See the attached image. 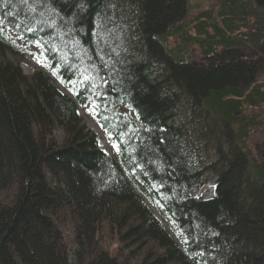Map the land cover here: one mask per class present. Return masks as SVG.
Returning <instances> with one entry per match:
<instances>
[{
	"label": "trees",
	"instance_id": "trees-1",
	"mask_svg": "<svg viewBox=\"0 0 264 264\" xmlns=\"http://www.w3.org/2000/svg\"><path fill=\"white\" fill-rule=\"evenodd\" d=\"M193 2L0 0V264H264V0Z\"/></svg>",
	"mask_w": 264,
	"mask_h": 264
},
{
	"label": "rangeland",
	"instance_id": "rangeland-1",
	"mask_svg": "<svg viewBox=\"0 0 264 264\" xmlns=\"http://www.w3.org/2000/svg\"><path fill=\"white\" fill-rule=\"evenodd\" d=\"M202 0H194L193 2V14H197L199 11L202 10H206L209 7L207 6H203L201 8V5H207V4H201ZM25 3V2H23ZM211 5V4H208ZM191 6V7H192ZM200 6V7H199ZM190 7V8H191ZM111 35L114 37V34L111 33ZM108 39V37H107ZM20 49L24 52H26V57L23 59H19V61H16L15 59H13L11 57V59H13L15 62H17V64H19L22 72L26 75V76H32L34 75L37 71L39 70H43L45 69V62L41 56V53L32 47H26L25 44H19ZM126 48L124 42H120L119 44H115L111 46V52L113 54H117L119 53L120 49ZM145 57L142 56H136V60L140 61V60H144ZM63 92H67L65 91L63 88L61 89ZM180 114H181V121L187 124V127L189 130L194 131V128H196L197 123H205V121H203V111L202 109H199V111L197 112V114L193 113L191 110V106H189L188 104H182L180 106ZM79 115L81 116V118L84 121V124L86 125V128L91 131L92 134L95 135L96 137V142L98 145V148L101 149L103 152H106L108 155L110 156H114V147L113 145L110 144L109 140L107 139L106 135L101 131L100 127L98 126V124L94 121L92 115H90V110L88 108L80 110L79 111ZM54 137L59 141L60 139V133L59 132H55L54 133ZM262 140L260 139L259 142H261ZM198 144V145H197ZM197 150L196 153H198V155H200L201 157V162H206L208 159L213 157V147L214 144H216L215 142H209L207 140H205V142H200L197 143ZM213 146V147H212ZM203 159V160H202ZM206 184L205 186L200 189L195 191L194 193H192V197L195 198H203V199H211L214 197L215 195V189H216V180L214 178V176L212 174H208L206 176Z\"/></svg>",
	"mask_w": 264,
	"mask_h": 264
},
{
	"label": "snow or ice",
	"instance_id": "snow-or-ice-1",
	"mask_svg": "<svg viewBox=\"0 0 264 264\" xmlns=\"http://www.w3.org/2000/svg\"><path fill=\"white\" fill-rule=\"evenodd\" d=\"M23 2L27 3V0H23ZM34 2L42 3L43 0H34ZM3 30H4L3 22H2V18H0V31H3ZM69 32H71V29H69ZM74 42H75V41H74ZM101 59H102V58H101ZM101 79H103V77H102ZM62 82H63V81H62ZM97 96H98V98L101 99V100H104V99L107 98V97L104 96L102 93H97ZM85 107H87V105H85ZM98 107H99V105H94L93 108H92V110L90 111V115L98 116L99 113L96 111V109H97ZM105 119H107V118L105 117ZM103 126H104V125H102V127H103ZM113 147H116L117 150H119V146H118V145H113Z\"/></svg>",
	"mask_w": 264,
	"mask_h": 264
},
{
	"label": "bare ground",
	"instance_id": "bare-ground-1",
	"mask_svg": "<svg viewBox=\"0 0 264 264\" xmlns=\"http://www.w3.org/2000/svg\"><path fill=\"white\" fill-rule=\"evenodd\" d=\"M123 35H124V37H126V36H128V33L127 32H124Z\"/></svg>",
	"mask_w": 264,
	"mask_h": 264
}]
</instances>
